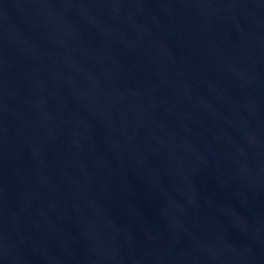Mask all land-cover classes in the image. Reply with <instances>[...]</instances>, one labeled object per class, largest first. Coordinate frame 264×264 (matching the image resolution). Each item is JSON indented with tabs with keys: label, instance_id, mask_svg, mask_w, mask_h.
<instances>
[{
	"label": "water",
	"instance_id": "obj_1",
	"mask_svg": "<svg viewBox=\"0 0 264 264\" xmlns=\"http://www.w3.org/2000/svg\"><path fill=\"white\" fill-rule=\"evenodd\" d=\"M0 264H264V0H0Z\"/></svg>",
	"mask_w": 264,
	"mask_h": 264
}]
</instances>
